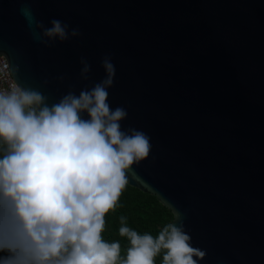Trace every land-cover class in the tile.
<instances>
[{
	"label": "water",
	"instance_id": "obj_1",
	"mask_svg": "<svg viewBox=\"0 0 264 264\" xmlns=\"http://www.w3.org/2000/svg\"><path fill=\"white\" fill-rule=\"evenodd\" d=\"M53 19L81 35L43 36ZM0 53L50 104L110 54L108 103L152 144L128 185L183 216L199 264H264V0H0Z\"/></svg>",
	"mask_w": 264,
	"mask_h": 264
},
{
	"label": "clouds",
	"instance_id": "obj_2",
	"mask_svg": "<svg viewBox=\"0 0 264 264\" xmlns=\"http://www.w3.org/2000/svg\"><path fill=\"white\" fill-rule=\"evenodd\" d=\"M50 24L37 25L50 40L81 35L61 20ZM100 63L103 79L51 104L35 88L0 89V264H156L161 254L162 264H199L206 255L180 213L156 236L120 216L123 255L119 241L104 239L106 215L152 144L144 131L121 128L127 110L108 103L115 65L110 54ZM80 64L88 80L91 65L84 57Z\"/></svg>",
	"mask_w": 264,
	"mask_h": 264
},
{
	"label": "trees",
	"instance_id": "obj_3",
	"mask_svg": "<svg viewBox=\"0 0 264 264\" xmlns=\"http://www.w3.org/2000/svg\"><path fill=\"white\" fill-rule=\"evenodd\" d=\"M122 215L127 217V225L130 228L140 234L149 233L153 236H156L173 219L171 210L153 194L127 184L120 196L117 208L105 217L106 227L103 233L107 241L121 243L122 255L129 246L127 238L119 235V217ZM0 255H5V253H0ZM156 264H162V254L156 257Z\"/></svg>",
	"mask_w": 264,
	"mask_h": 264
},
{
	"label": "built area",
	"instance_id": "obj_4",
	"mask_svg": "<svg viewBox=\"0 0 264 264\" xmlns=\"http://www.w3.org/2000/svg\"><path fill=\"white\" fill-rule=\"evenodd\" d=\"M12 86L19 87L10 73L4 54L0 53V89L7 90Z\"/></svg>",
	"mask_w": 264,
	"mask_h": 264
}]
</instances>
